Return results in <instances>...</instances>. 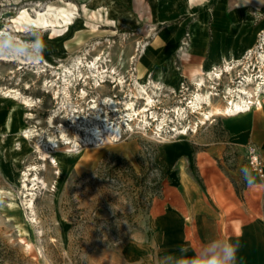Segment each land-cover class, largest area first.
Masks as SVG:
<instances>
[{"label": "rangeland", "instance_id": "374dc122", "mask_svg": "<svg viewBox=\"0 0 264 264\" xmlns=\"http://www.w3.org/2000/svg\"><path fill=\"white\" fill-rule=\"evenodd\" d=\"M200 1L164 0L160 12L167 15L161 19L159 0H0V95L11 90L33 102L24 107L25 113L17 110L13 129L8 131L7 110L15 100L9 97L5 107L0 99V264H121L120 251L131 240V231L144 225L151 201L167 194L176 180L181 186L190 185L189 181L204 186L203 177L213 168L226 170L237 160L245 166L246 147L242 151L226 144L227 116H214L192 132L200 114L191 113L190 106L197 93L207 95L215 106H224L239 98L238 89L243 86L250 92L252 112L260 111L256 109L264 104V87L258 92L264 73V24L254 45L240 57L185 78L179 87H163L152 82L150 75L143 76L140 80L152 96L147 122L126 117L124 101L136 100L137 109L146 102L137 93L139 57L160 40L159 35L174 37V31L166 34L161 29L182 13L191 17ZM48 4L75 12L71 26L77 29L67 40L62 36L70 33L68 26L38 29L31 22L15 21L22 10L34 18V10ZM189 38L186 31L180 39L178 61L189 58L185 49ZM44 39L50 43L43 48L38 41ZM76 58L97 62L102 72L91 76L83 67L80 75L73 68ZM63 66L74 71L68 109L76 110L85 122L96 111L92 106L98 105L106 117L109 103L105 98L111 96L118 111L111 112L107 121L122 126L117 140L110 139L107 145L97 140L88 146L78 142L80 151L76 152L68 147L69 140L61 139L60 124L65 125L70 140L76 134L71 113L60 111L65 99L62 94L56 97L51 86ZM19 124L30 130V150L17 161ZM183 130L186 134L179 135ZM181 137L177 143L175 139ZM199 141L205 152L213 143L225 144L229 152L190 155L188 148L195 150L194 143ZM38 145L56 148L61 172L58 165L40 159ZM159 155L164 164L158 162ZM33 164L37 170L28 176H39L37 183L27 180L24 186L16 174ZM155 165L162 167L164 179ZM30 198L32 208L25 204Z\"/></svg>", "mask_w": 264, "mask_h": 264}, {"label": "crops", "instance_id": "0c3cea01", "mask_svg": "<svg viewBox=\"0 0 264 264\" xmlns=\"http://www.w3.org/2000/svg\"><path fill=\"white\" fill-rule=\"evenodd\" d=\"M158 15L162 19L167 14ZM263 24L264 0H201L191 17L182 13L161 29L166 34L174 31L175 36L159 35L160 40L152 43L150 57L142 63L143 76L150 75L163 87H179L185 78L240 57L254 45ZM186 31L191 33L185 47L189 58L178 61L176 51ZM263 109L227 116L225 123L226 144L243 151L247 143H254L264 164ZM194 144L195 150L188 149L195 157L207 151L220 156L229 152L223 143L211 144L206 152L203 142ZM158 159L164 164L160 155ZM229 165L226 170H209L204 186L192 181L181 186L176 180L167 194L153 199L144 225L131 231V240L120 251L121 264H207L228 243H239L235 264H264V178L241 160Z\"/></svg>", "mask_w": 264, "mask_h": 264}, {"label": "bare ground", "instance_id": "6f19581e", "mask_svg": "<svg viewBox=\"0 0 264 264\" xmlns=\"http://www.w3.org/2000/svg\"><path fill=\"white\" fill-rule=\"evenodd\" d=\"M162 4H163V1H162ZM159 10H160V8H159ZM34 11H35V17L34 18L33 17L32 18H28L27 16L29 14H28L27 10H22V12H20L19 16L15 19V21H17V22H25V23H28V24H30V22H31L38 29H45V28H50V27L63 28V27L68 26L70 33L68 35H65V36L63 35L62 36L63 38H66V40L73 33H75V29H77V26H71L72 20L74 18V14H75V12H73L72 9H68V8H65V7H55V6H52V5L48 4L47 6H45L40 11H38V10H34ZM84 25H81V26H84ZM194 27H196V26H194ZM26 28H27V26H26ZM7 34H9V33H7ZM38 42L40 43V45L43 48L48 43H50L46 39L39 40ZM5 46H7V44ZM63 47H65V45L62 46L61 49H63ZM150 48L151 47L148 46L146 48V51H145L144 55L139 57L138 62H137L138 75L135 78L138 87H140V89L138 90L137 93L140 94L141 98L145 99L146 102H145L144 105H142V108H140V109L138 108L137 109L135 107V104H136L135 101L136 100L134 101V100L130 99V100L124 101V104L126 106L125 109L128 110L127 114H126V117H128L129 120H133V121L141 120V121L147 122L146 112L149 110L148 106L151 105L152 96L150 95V92H148L149 90H147L144 87V82L145 81L142 82L143 80H140V79L144 75L143 72H142V63L145 61V58H149L150 57ZM7 60H10V59H7ZM96 63L97 62L92 61V60L84 62V61H82V59L76 58V59H74V62H73V68H75L78 71V73L80 75H82V73H81L82 68L85 67V68H87V69H89L91 71V76H93V75L96 76L95 73H94L95 71L97 73L98 72H102L101 70H99L98 65L96 66ZM63 67H64L62 69L63 73L59 74L57 77H55L51 81L52 82L51 86H53V90L55 91L54 94H55L56 97H58L59 95L62 94V99L67 100V98H69V96H70L69 95V89H71V87H72L71 76L74 75V71L72 69L68 68V67L67 68L65 66H63ZM57 73H59V72H57ZM260 76L263 78V81L262 82L260 81L261 83H259L258 92L263 90V87H264V73H261ZM87 77H88V75H85V78H87ZM121 82H122V80L119 79L118 83H121ZM80 92L83 95L86 94V91L84 89H81ZM241 93L245 94V95H248V97L247 98L243 97ZM3 94H5V96L1 97V95H0V99L4 100L5 107H6V103H7V100H8L9 97L12 100H15V103L11 106V108H9L7 110V117H6V120H5V126H6L7 130L10 131L11 129H13L12 128V124L14 122L13 119H14V117L15 118L17 117L16 116L17 115V110L20 109V110L23 111V113H25L24 107L25 106H32L33 102H32V100H28L27 98H25L26 96L23 97V95L20 92H13L12 93L11 90H6V91L3 92ZM257 95H260V94L257 93ZM134 96L136 98H140V96H136V95H134ZM110 97L105 98L106 102L109 103V110H107V111L105 110L106 111L105 112L106 115H104V116H106V117H103V115L100 114V108L98 107V105H93L92 108L96 109V111L94 112V115L92 117H90L89 119H86L85 122L79 120V117L75 114L77 112L76 110H69L68 109V100L66 102L64 100L63 105H62V109H60V111L61 112L62 111H66L67 113H71L70 118H71L72 123L76 127V134H75V138L70 140L69 137L66 135V127H65V125L64 124H60L59 125L60 137L65 143H67V141L69 140V143H71V145L68 146V147L69 148L71 147V149L73 151H76V152L80 151V149L77 147L78 146V142H83L84 143L83 145L88 146L90 143H95L97 140H102L101 144L102 145H107L109 143L110 139H114V140L118 139V137L120 136L121 130H122V126L120 125V123L119 124L115 123V122L111 123V122L107 121L109 119V114L111 112L118 111L117 105L115 104L114 100H112ZM238 97L239 98L237 100L231 99L230 103L229 104H225L224 106H215V105L212 104L211 100L209 99V97L207 95L201 94V93H197L196 96H195V99L191 101L192 104H191L190 108H193V109H191L190 112L191 113H198V114H200V117H199L198 122L192 124V126H191L192 127V132H196L198 130L199 124H203V125L206 124V121H210L214 116L235 117V116H239V115H243V114L249 113L250 111H252L254 109V107L251 106L253 102H252V100L250 98V92L247 90L246 87H243V86L239 87V89H238ZM202 103L206 105L205 109L202 108V106H203V105H201ZM263 107H264V104H261L259 109H263ZM197 109H198V111H197ZM152 114H153V112H152ZM139 117H141V118H139ZM18 126H19V130H18V134H17V137L15 138V140L18 143H20L21 147L19 149V155L16 156V160L20 161V157H21L22 153L24 151H26V150H30V146H29L28 141H27L28 137L30 136L29 133H28L30 130L27 129V128H24L20 124ZM178 133H180L179 135L186 134V130L185 131L183 130V132L180 131ZM13 150H14V148H13ZM38 151L40 152L39 155H40V159L41 160H43L45 162H48L52 166H55V164L58 165V170H59V172H61V167L59 166V159L57 158V156L55 154L56 148L51 150V149H47V148H41L40 145H38ZM36 166L37 165H34V164L33 165H29L28 167H26V169H24V171L19 172L18 174H16V178H18V177L20 179L23 178V184H24V181L30 180L33 183V185H35V182L37 183V179H38L39 176L37 177V176H35L36 175L35 174V175H33L32 178H29L28 175H29V171L37 170ZM39 181H40V179H39ZM24 186H27V185L24 184ZM29 190H33V187L30 188ZM25 204H26V206L28 208H32L33 207L31 198L28 201H26Z\"/></svg>", "mask_w": 264, "mask_h": 264}, {"label": "built area", "instance_id": "2783aa9c", "mask_svg": "<svg viewBox=\"0 0 264 264\" xmlns=\"http://www.w3.org/2000/svg\"><path fill=\"white\" fill-rule=\"evenodd\" d=\"M245 147V158L247 166L251 170L256 172L260 178H264V164L258 147L253 143H247Z\"/></svg>", "mask_w": 264, "mask_h": 264}, {"label": "clouds", "instance_id": "9594fccd", "mask_svg": "<svg viewBox=\"0 0 264 264\" xmlns=\"http://www.w3.org/2000/svg\"><path fill=\"white\" fill-rule=\"evenodd\" d=\"M239 248V243L227 244L224 246L221 254L218 257H213L207 264H235L236 251Z\"/></svg>", "mask_w": 264, "mask_h": 264}, {"label": "trees", "instance_id": "16d2710c", "mask_svg": "<svg viewBox=\"0 0 264 264\" xmlns=\"http://www.w3.org/2000/svg\"><path fill=\"white\" fill-rule=\"evenodd\" d=\"M155 166H157V165H155ZM159 169H160V175H161V177L164 179L165 178V174H164V171H163V169H162V167L159 165V166H157ZM131 171L133 172V169L131 168ZM132 174V173H131ZM133 177H134V175H133ZM161 184L159 183V186H160Z\"/></svg>", "mask_w": 264, "mask_h": 264}]
</instances>
